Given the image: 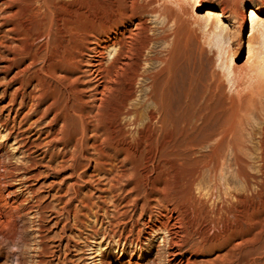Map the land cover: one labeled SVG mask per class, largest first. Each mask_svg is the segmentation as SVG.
Instances as JSON below:
<instances>
[{"label": "bare ground", "instance_id": "bare-ground-1", "mask_svg": "<svg viewBox=\"0 0 264 264\" xmlns=\"http://www.w3.org/2000/svg\"><path fill=\"white\" fill-rule=\"evenodd\" d=\"M181 1L80 0L68 9L62 0H0L3 69H16L0 92V125L8 134L14 125L23 128L17 143L38 153L27 157L29 166H39L14 184L15 174L0 165V238L15 263L22 255L17 242L24 243L14 230L22 214L31 215L37 232L38 264H49L42 256L55 252L57 264H72L89 216L102 227L90 223L89 236L115 237L119 254L131 256L124 248L144 232L165 247L169 264H196L190 258L196 251L217 253L202 264L255 263L264 227L255 226L248 127L238 109L226 119L208 116L203 72H187L177 90L176 68L190 60L178 46L179 17L171 6ZM205 14L219 16L212 9ZM247 16L252 26L257 13L249 9ZM150 22L174 27L157 36ZM159 40L160 68L149 75L140 64ZM176 164L187 167L186 175L172 184L167 173ZM50 176L46 195L30 184ZM49 196L51 202L41 200ZM108 255L100 251L97 263Z\"/></svg>", "mask_w": 264, "mask_h": 264}, {"label": "rangeland", "instance_id": "rangeland-1", "mask_svg": "<svg viewBox=\"0 0 264 264\" xmlns=\"http://www.w3.org/2000/svg\"><path fill=\"white\" fill-rule=\"evenodd\" d=\"M164 1L158 0L157 4L161 5ZM62 2L67 5L68 9L80 4V0H62ZM195 2V0H182L179 2V6L171 5L175 7L179 17L178 46L181 48L182 54H186L190 58L186 68H176L175 74L179 80L176 88L179 91L183 87L182 80L187 79V72L192 74L203 72L206 81L204 100L208 116L226 119L232 110H239L240 119L248 127L244 136L248 145L247 156L250 161V170L254 177L255 226L264 227V0H198L197 4ZM86 6L91 13L100 14L99 8L94 6L93 2H87ZM208 9L218 12L219 16L208 18L205 14ZM249 9H253L257 13V17L253 19V27L247 16ZM96 17L98 16L96 15ZM243 18L244 23H241ZM84 23L85 21L82 19L78 21L80 26ZM170 24L171 26H169ZM148 25L153 26L154 35L157 36L164 32L162 30L164 27L166 29L174 27L172 23L164 25L161 22H150ZM163 46L161 40L152 46L153 52L147 53L150 60L141 62V71H148L149 75H152L159 70L160 66L155 58L162 56ZM3 54L1 52L0 55V92L16 72V69H3L6 59ZM16 86L17 84L12 83L7 88L12 90ZM131 88L134 96L140 100L139 88L135 85ZM147 104L142 101L138 106L143 116H145ZM22 130V127L17 128L14 125V133L19 135L15 138L14 133L8 134L5 128L0 125V165L12 170L15 174L14 178H17V182L15 181L14 184H18L19 178L32 175L25 172H30L33 167H39L29 166L27 157L31 158L38 153L26 152L17 143L19 138H23ZM37 163L40 166L43 164V162ZM16 166L19 168L16 169ZM186 168L183 164H176L169 169L167 173L169 182L172 184L180 182L186 175ZM4 172L3 168H0V173ZM68 172L66 171L61 176L65 177ZM51 181L52 177L50 176L47 180L42 178L35 181L30 180V184L46 195V185ZM233 186H237V184H230L229 188L232 189ZM240 186L239 184L238 187ZM127 188H131V185ZM51 199L49 196L41 200H45L47 203L51 202ZM223 201L227 203L228 199L224 198ZM200 202H203V198H200ZM106 207L108 210L112 208L109 203H106ZM30 216V214H22V218L16 221L14 229L17 234L21 233L24 236V243L17 242L22 253L21 258L17 259L19 263L10 259L9 247L0 238V264H38L39 257L36 252L39 248L33 250L34 240H38V237L34 228L29 227ZM143 218V216L138 217L139 221ZM103 220L107 222L105 216ZM90 223L100 231L102 230L100 224H97L92 216L86 219V229H82L83 235L77 239L79 249L73 251L76 256L72 257L74 260L72 264H98L100 251L109 254L103 264H169L165 247L162 244L161 246L156 245V238L145 236L143 232L140 234V242L137 245L124 248L126 254L134 251L131 256L119 254L115 237L114 239L104 238L101 234L89 236L88 225ZM140 227L142 228V226ZM8 230L10 229L6 231ZM44 234L50 251H55L56 241L51 240L52 233L45 232ZM120 246H124L122 241ZM98 248H100L99 251ZM215 255H217L215 251H196L190 258H192L191 260L195 259L196 264H202V261H208ZM263 256L264 248L257 252L254 264H264ZM42 259L46 263L57 264L56 252L54 255L53 253L45 254Z\"/></svg>", "mask_w": 264, "mask_h": 264}]
</instances>
